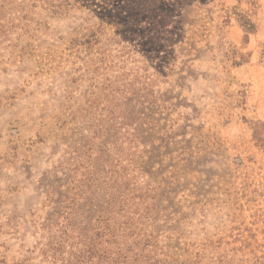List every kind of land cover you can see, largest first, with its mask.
<instances>
[{"label":"rangeland","instance_id":"rangeland-1","mask_svg":"<svg viewBox=\"0 0 264 264\" xmlns=\"http://www.w3.org/2000/svg\"><path fill=\"white\" fill-rule=\"evenodd\" d=\"M130 1L0 18V264H264V0Z\"/></svg>","mask_w":264,"mask_h":264},{"label":"trees","instance_id":"trees-1","mask_svg":"<svg viewBox=\"0 0 264 264\" xmlns=\"http://www.w3.org/2000/svg\"><path fill=\"white\" fill-rule=\"evenodd\" d=\"M24 1L25 0H0V18L2 16H4L3 14H4L5 11L11 10V8H12L11 6H12L13 3H15V2H24ZM130 3H131V7L128 9V11L132 12L137 18H139L141 16V14L143 13V11H144L143 3L141 2V0H131ZM60 5H61L60 3L59 4H54V5L52 4L53 8L55 9L53 11L54 13H57L58 9H60ZM130 19H132V17L128 18V19H125V18L119 19V21L117 23H111V24L114 25L115 28H120V23H121L122 26L126 25V23H129ZM242 25L248 31H250L249 28L253 26V24L251 22H249V20H247V19L245 21H243ZM122 26H121V28H122ZM103 29H104V25L102 23H100V25L96 29L95 28L93 30L88 29L89 30V34L88 35L85 34L84 41L83 42L79 41V45L88 44L87 51H92L94 49V47H95V50H96L95 53L103 54L105 49H103V51H101V52H98L100 50V48H101L100 46H98V44L101 41L99 39L98 33L100 31H103ZM95 45H97V46H95ZM98 60L99 61L104 60V56H103V58L99 57ZM135 102L138 103V104L142 103V102H140V99H138V100L136 99ZM143 102H145V100ZM114 118H115V116L112 115V117L110 119L113 120ZM106 121L108 122L109 119H106ZM127 121L128 120H125V123ZM132 121H133V119H131L128 122L131 124ZM122 123H124V122H122ZM111 201H114V200L112 199ZM117 202L120 203L121 201H117ZM106 203L110 204L111 202H108V200H107ZM113 203L116 204V202H113ZM121 204H124V202H121ZM158 209H159V207L157 206L156 210L158 211ZM154 221H155V218H152L151 222H154ZM158 234H159L158 227H156L154 230L152 229L149 232V234L146 235L144 246L145 245H150V246L157 245ZM91 245H92V243L89 244L88 249L86 251L87 252V254H86L87 260H86V262L90 261V259H91V256H90L92 254V248H91L92 246Z\"/></svg>","mask_w":264,"mask_h":264}]
</instances>
